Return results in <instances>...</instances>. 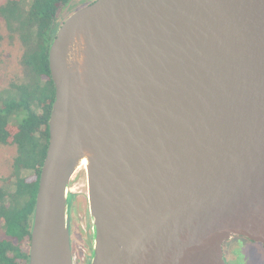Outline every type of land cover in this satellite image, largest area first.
<instances>
[{"label": "water", "instance_id": "95a60500", "mask_svg": "<svg viewBox=\"0 0 264 264\" xmlns=\"http://www.w3.org/2000/svg\"><path fill=\"white\" fill-rule=\"evenodd\" d=\"M48 60L28 264H75L83 162L89 264H229L225 241L264 246V0H95Z\"/></svg>", "mask_w": 264, "mask_h": 264}, {"label": "trees", "instance_id": "16d2710c", "mask_svg": "<svg viewBox=\"0 0 264 264\" xmlns=\"http://www.w3.org/2000/svg\"><path fill=\"white\" fill-rule=\"evenodd\" d=\"M71 0H4L0 19V63L19 36L24 52L12 54L13 76L0 90V145L15 149L10 173L0 186V264H28L30 235L41 167L49 141L55 96L48 49L56 17ZM11 38V39H10Z\"/></svg>", "mask_w": 264, "mask_h": 264}, {"label": "rangeland", "instance_id": "374dc122", "mask_svg": "<svg viewBox=\"0 0 264 264\" xmlns=\"http://www.w3.org/2000/svg\"><path fill=\"white\" fill-rule=\"evenodd\" d=\"M4 0H0V4ZM95 0H71L58 13L56 17L57 28L60 24L78 9L93 3ZM0 19V23H1ZM1 29L9 37L10 33L2 21ZM11 39V38H10ZM16 46L9 47L12 54L24 52V44L19 36L16 37ZM6 57L4 63H0V90L8 85L9 80L15 74L13 72L14 58ZM15 149L0 145V186L2 178L11 171L12 159ZM88 182L85 165L74 174L70 190L72 197L71 206V239L74 244L75 264H88L92 254V219L88 205ZM225 257L229 264H264V246L243 236H235L224 243Z\"/></svg>", "mask_w": 264, "mask_h": 264}, {"label": "flooded vegetation", "instance_id": "af4514ba", "mask_svg": "<svg viewBox=\"0 0 264 264\" xmlns=\"http://www.w3.org/2000/svg\"><path fill=\"white\" fill-rule=\"evenodd\" d=\"M71 242H72V250H73V252L75 251V249H74V244H73V241H72V239H71ZM91 262V259L88 261V264ZM74 263H77V261L75 260V255H74Z\"/></svg>", "mask_w": 264, "mask_h": 264}, {"label": "bare ground", "instance_id": "6f19581e", "mask_svg": "<svg viewBox=\"0 0 264 264\" xmlns=\"http://www.w3.org/2000/svg\"><path fill=\"white\" fill-rule=\"evenodd\" d=\"M85 165L86 166V162H83L82 166Z\"/></svg>", "mask_w": 264, "mask_h": 264}]
</instances>
